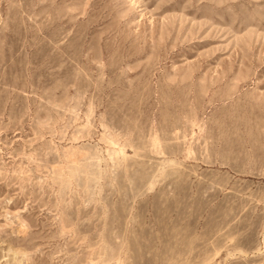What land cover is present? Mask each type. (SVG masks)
Here are the masks:
<instances>
[{
	"label": "rangeland",
	"instance_id": "1",
	"mask_svg": "<svg viewBox=\"0 0 264 264\" xmlns=\"http://www.w3.org/2000/svg\"><path fill=\"white\" fill-rule=\"evenodd\" d=\"M0 264H264V0H0Z\"/></svg>",
	"mask_w": 264,
	"mask_h": 264
},
{
	"label": "bare ground",
	"instance_id": "2",
	"mask_svg": "<svg viewBox=\"0 0 264 264\" xmlns=\"http://www.w3.org/2000/svg\"><path fill=\"white\" fill-rule=\"evenodd\" d=\"M121 153V152H120ZM117 155V154H116Z\"/></svg>",
	"mask_w": 264,
	"mask_h": 264
}]
</instances>
